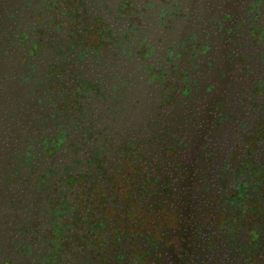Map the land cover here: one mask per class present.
<instances>
[{
    "label": "flooded vegetation",
    "instance_id": "flooded-vegetation-1",
    "mask_svg": "<svg viewBox=\"0 0 264 264\" xmlns=\"http://www.w3.org/2000/svg\"><path fill=\"white\" fill-rule=\"evenodd\" d=\"M0 264H264V0H0Z\"/></svg>",
    "mask_w": 264,
    "mask_h": 264
},
{
    "label": "rangeland",
    "instance_id": "rangeland-1",
    "mask_svg": "<svg viewBox=\"0 0 264 264\" xmlns=\"http://www.w3.org/2000/svg\"><path fill=\"white\" fill-rule=\"evenodd\" d=\"M242 33L245 35V32L242 31ZM233 58H235V57L233 56Z\"/></svg>",
    "mask_w": 264,
    "mask_h": 264
}]
</instances>
